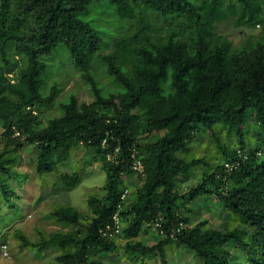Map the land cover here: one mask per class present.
I'll list each match as a JSON object with an SVG mask.
<instances>
[{
  "label": "trees",
  "instance_id": "obj_1",
  "mask_svg": "<svg viewBox=\"0 0 264 264\" xmlns=\"http://www.w3.org/2000/svg\"><path fill=\"white\" fill-rule=\"evenodd\" d=\"M225 20L264 28V0H0V245L9 252L2 228L22 217L13 184L24 146L34 148L35 174L58 175L65 191L81 175L58 166L83 146L105 173L104 195H86L91 218L58 205L48 216L70 230L32 241L15 228L20 247L57 250L56 264H105L95 256L116 249L102 232L118 213L128 257L168 264L174 244L200 264H264V144L247 137L249 118L264 123V34L234 46L216 31ZM70 72L90 101L65 96ZM199 133L214 152L189 159ZM196 168L199 181L182 189ZM132 173L142 183L127 191ZM203 195L221 203L226 225L183 216ZM150 223L163 238L146 245L136 238Z\"/></svg>",
  "mask_w": 264,
  "mask_h": 264
},
{
  "label": "rangeland",
  "instance_id": "obj_2",
  "mask_svg": "<svg viewBox=\"0 0 264 264\" xmlns=\"http://www.w3.org/2000/svg\"><path fill=\"white\" fill-rule=\"evenodd\" d=\"M216 31L218 34L225 36L232 42L234 46L244 44L249 37H259L264 34V28L261 24L254 27L236 26L231 20L220 21L216 23ZM71 74V72H70ZM60 80L64 76L58 75ZM103 81H107L103 77ZM63 82V81H62ZM79 78L75 74H71L66 81L63 82L65 96L71 93L76 94L78 103L88 102L91 96L81 87ZM168 89H166V92ZM249 139H253L255 145L264 144V123L255 117L248 120ZM162 132H155L151 135L144 136L145 143L155 141ZM257 139V140H255ZM233 148H238L234 145ZM213 146L209 144V134L199 133L193 141L192 150L188 154V158H197L206 155H212ZM34 148L31 145H25L20 152V158L14 167L17 177L22 181L21 185L14 183V188L18 194L19 214L21 218H15L8 225L2 228L4 233L7 232V241L10 245L8 255L2 252L0 245V264H56V256L59 254L57 250L49 249L43 252L37 251L36 248H22L19 240L13 238V229H20L32 241H38L40 232L50 233L58 229H65L61 225L55 224L49 213L58 205H70L79 210L82 214L81 220L85 222L91 218L92 211L87 204L86 195L89 192H96L104 195L102 186L105 182V173L99 162H96L89 151L83 146L73 149L70 152L67 162H63L58 166V172H77L81 175V183L73 190L65 191L60 185L55 186L58 175L50 174L45 178H39L35 174L34 167ZM214 164L217 160H209ZM220 162V161H219ZM201 169L196 168L191 178L180 177L181 188L187 189L190 185L199 181ZM142 183L140 177L136 173L130 174L126 179L125 190L134 191V189ZM130 197V196H129ZM123 198V197H122ZM132 198V197H131ZM182 214L190 221L191 225L199 222H206L203 228L214 227L219 228L226 225L231 219L221 205L213 196L203 195L196 201H191L182 208ZM121 220V229L113 237V241L117 247L112 252H102L95 257L100 258L105 264H160L158 258L154 255L145 257L134 255L128 257L124 252L125 238L123 227L125 221ZM136 238L146 245H153L163 238L155 224H148L143 228ZM65 230H70L67 228ZM10 239V240H9ZM228 248H233L232 244H227ZM166 258L168 264H200L196 260L191 250L186 247H176L174 244L166 245ZM234 255L238 256L239 252L235 251Z\"/></svg>",
  "mask_w": 264,
  "mask_h": 264
},
{
  "label": "built area",
  "instance_id": "obj_3",
  "mask_svg": "<svg viewBox=\"0 0 264 264\" xmlns=\"http://www.w3.org/2000/svg\"><path fill=\"white\" fill-rule=\"evenodd\" d=\"M113 220H114V223H115V226L114 227H109V231H103L102 233L106 234L107 236H109L110 238H113L119 231H120V227L118 226V224L120 223V218H119V214L116 213L114 216H113ZM156 225H159L158 223H156ZM2 252L5 254V255H8V248H7V245H2Z\"/></svg>",
  "mask_w": 264,
  "mask_h": 264
},
{
  "label": "clouds",
  "instance_id": "obj_4",
  "mask_svg": "<svg viewBox=\"0 0 264 264\" xmlns=\"http://www.w3.org/2000/svg\"><path fill=\"white\" fill-rule=\"evenodd\" d=\"M120 222H121V220H120ZM155 225H156V223H155ZM157 226V225H156ZM183 226V223L182 222H180L179 223V225L177 226L178 228H177V230H179V228H181ZM112 240H113V238H111Z\"/></svg>",
  "mask_w": 264,
  "mask_h": 264
}]
</instances>
